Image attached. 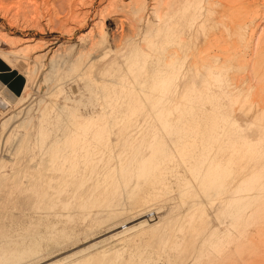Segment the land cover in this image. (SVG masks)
Returning <instances> with one entry per match:
<instances>
[{"label":"rangeland","instance_id":"374dc122","mask_svg":"<svg viewBox=\"0 0 264 264\" xmlns=\"http://www.w3.org/2000/svg\"><path fill=\"white\" fill-rule=\"evenodd\" d=\"M262 47L264 0H0V264H264Z\"/></svg>","mask_w":264,"mask_h":264},{"label":"water","instance_id":"95a60500","mask_svg":"<svg viewBox=\"0 0 264 264\" xmlns=\"http://www.w3.org/2000/svg\"><path fill=\"white\" fill-rule=\"evenodd\" d=\"M9 67L2 59H0V69ZM0 78L5 84H8L9 88L16 94L21 95L25 84L26 79L23 75L13 72L11 74H0Z\"/></svg>","mask_w":264,"mask_h":264},{"label":"bare ground","instance_id":"6f19581e","mask_svg":"<svg viewBox=\"0 0 264 264\" xmlns=\"http://www.w3.org/2000/svg\"><path fill=\"white\" fill-rule=\"evenodd\" d=\"M75 1V0H74ZM82 1V0H81ZM83 4V3H82ZM93 6V5H92ZM91 12V11H90ZM78 16H76V18H77ZM75 18V17H74ZM87 18V17H86ZM77 21V20H76ZM79 21V20H78ZM83 21H85V20H83ZM80 22V21H79ZM245 23V22H244ZM88 24V23H87ZM242 24V23H241ZM84 25V24H83ZM86 25V24H85ZM245 25V24H244ZM82 26V25H81ZM243 27H245V26H243ZM243 27H241V30H242V28ZM244 29V28H243ZM239 30V29H238ZM76 31V30H75ZM236 31V30H235ZM261 40V39H260ZM260 42V41H259ZM262 45V44H261ZM260 48H261V46H260V44H258L257 45V54H259L262 50H260ZM262 49H264L263 47H262ZM262 55H263V52H262ZM262 57V56H261ZM264 57V56H263ZM258 59V58H257ZM262 59V58H261ZM261 61V60H260ZM259 61V62H260ZM3 69H5V68H3ZM4 71H0V73H3Z\"/></svg>","mask_w":264,"mask_h":264}]
</instances>
